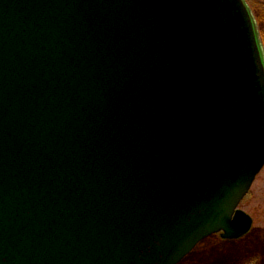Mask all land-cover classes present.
Returning a JSON list of instances; mask_svg holds the SVG:
<instances>
[{"label":"water","instance_id":"water-1","mask_svg":"<svg viewBox=\"0 0 264 264\" xmlns=\"http://www.w3.org/2000/svg\"><path fill=\"white\" fill-rule=\"evenodd\" d=\"M263 167L243 0H0V264H180Z\"/></svg>","mask_w":264,"mask_h":264},{"label":"rangeland","instance_id":"rangeland-1","mask_svg":"<svg viewBox=\"0 0 264 264\" xmlns=\"http://www.w3.org/2000/svg\"><path fill=\"white\" fill-rule=\"evenodd\" d=\"M253 20L256 39L264 59V0H243ZM253 221L250 231L235 241L213 235L201 242L180 264H264V167L239 206Z\"/></svg>","mask_w":264,"mask_h":264},{"label":"trees","instance_id":"trees-1","mask_svg":"<svg viewBox=\"0 0 264 264\" xmlns=\"http://www.w3.org/2000/svg\"><path fill=\"white\" fill-rule=\"evenodd\" d=\"M254 12H255V14L257 16L258 21L260 22V25L264 26V16H261L260 14L257 15V13H258L257 11H254Z\"/></svg>","mask_w":264,"mask_h":264}]
</instances>
